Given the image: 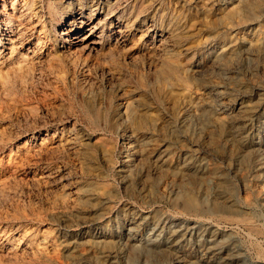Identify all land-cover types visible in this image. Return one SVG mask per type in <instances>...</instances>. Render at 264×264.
<instances>
[{
    "label": "rangeland",
    "instance_id": "1",
    "mask_svg": "<svg viewBox=\"0 0 264 264\" xmlns=\"http://www.w3.org/2000/svg\"><path fill=\"white\" fill-rule=\"evenodd\" d=\"M20 1L22 0H5L4 11H12L11 6L20 8L24 12L23 22L26 25L13 37L12 51L7 50L4 56H0V188L3 187L2 191L0 189V229L9 236L7 245H17L19 248L17 264H72L70 250L82 249L92 257L97 249L92 242L83 240L84 233L104 235V238H109L114 243V247L121 249V253L104 258L98 263L80 259L78 264H168L170 260L161 263L163 260L146 257L141 250L134 255V246L144 249L147 242L162 238L168 229L181 230L182 226H186L183 232L192 240H212L208 229H217L218 238L228 236V239L236 243L238 264H264V255L253 245L259 243L257 246L264 253V201L255 204L252 209L254 212L250 210L257 232L249 237L242 226L233 230L230 224L223 223L218 228L214 225L217 224L216 221L203 224L194 217L191 219L181 214L174 215L166 203L158 201L159 196L157 197L159 190H168L169 178L165 179L166 176L162 175L164 177L159 176V179L149 171H154L156 161L153 160L162 156L166 147L167 151L176 149L179 153L191 151L205 163V167L219 165L230 183L238 188V197L245 198V190L254 176V167L246 166L245 169V165L230 161L227 147L220 154L209 147V138L219 136L216 127L211 125L212 116L209 115L222 111L218 110V106L217 111L212 107L213 102L219 99H239L244 105L258 104L259 96L264 90L250 83L249 71L244 66L236 70L238 73L243 72V82L248 83L246 87L225 84L224 74L214 68L213 60L222 45H230L234 50L240 48L239 32L248 33L259 42L264 40L260 33L264 29V0H259L253 6L259 14L257 20L234 26H227L226 23L238 0H119V7L106 19L107 4L116 0H91L85 14L97 9L94 18L101 21L102 27L106 23L119 21L123 28L132 32L130 46L135 55L131 57L122 48L113 52L99 50L87 53L75 44L77 35L72 36L75 29L71 31L68 24L72 17L77 16V9L80 7L78 2L71 4L72 0H25L22 5ZM49 3L53 4L51 10L48 8ZM98 3H103L104 7L96 8ZM2 4L0 0V35L6 33V26L1 21ZM53 13L55 19L52 20L50 16ZM171 19L179 24L183 37L162 43L159 48L179 54L189 63L188 70L184 73L191 78V89L173 81L166 82L159 89L153 66L156 56L152 57V53L159 48H152L154 44H144L143 41L149 29L167 31L168 28L161 24L168 23ZM220 35L227 36V40L230 39L232 43H225ZM199 65L205 69V73H202L204 75L196 72ZM259 76V80L264 79V71ZM140 79L148 82L149 89L139 85ZM213 80L214 88L210 85ZM188 97L203 100L207 116L190 112ZM261 106L260 111H263L264 105ZM95 109H107L110 113L107 128L102 123L96 126L91 120L89 113H93ZM240 110V107L227 109L225 114L237 119L236 114ZM134 115H138L137 118ZM208 116L211 119L208 120ZM139 117L143 118L150 129L145 142L137 138L140 126L137 122L135 124L133 118L138 120ZM262 122V119L259 120V123ZM248 129L246 126L250 148L255 149L258 156H264V143L258 144L262 139L264 142V127L257 128L254 132ZM131 133L134 137L127 139L128 136L125 135ZM35 134L52 144L60 138L72 141L70 146L62 147L58 152L51 150L52 155L49 149L50 153L44 150L47 152L45 153L33 142L25 144ZM230 136L231 145L236 151L242 152L244 146ZM196 139L201 140L208 148L198 146ZM16 144L22 145L29 156L19 155L22 150L16 151ZM258 145L261 148L259 150ZM133 151H138L137 154L141 155L136 157L138 160L135 162H129L127 155ZM130 163H135L133 172L128 170ZM158 180L160 185L156 184ZM125 181H128L132 190L124 187ZM220 182V178L208 179L209 190L202 195L204 202L210 201L217 190H223ZM257 183L264 187V179ZM133 184H137L136 187ZM104 187L112 191V196L115 194L114 198L111 196L106 200L102 196L101 188ZM65 202L84 208L74 213L75 215L69 212L64 216H50V212L57 213L61 207L66 206ZM105 211L107 213L104 214ZM155 211L158 214L157 222H153L151 218L156 215ZM129 212H139L147 223L142 228L127 225L123 219L124 214ZM38 217L40 222L35 219ZM131 227L133 229L129 231ZM42 234L54 239L52 245L56 251L51 253L48 250V258L44 257V260L32 249L36 244L42 243ZM128 236L135 240L130 243ZM0 248V252H5L1 254V261H7L10 257L8 251L2 246ZM39 255L42 258L39 259ZM6 263L16 264L15 261Z\"/></svg>",
    "mask_w": 264,
    "mask_h": 264
},
{
    "label": "bare ground",
    "instance_id": "2",
    "mask_svg": "<svg viewBox=\"0 0 264 264\" xmlns=\"http://www.w3.org/2000/svg\"><path fill=\"white\" fill-rule=\"evenodd\" d=\"M227 1H229V0H227ZM258 1L259 0H238V4H236V5L234 4L233 10L228 16L227 23H226L227 26H234L237 24H239V25L240 24H246V23H251V22L257 20L259 14L253 9V6L257 5ZM2 2H3V4H2L3 10H1V13H2L1 21H2V25L6 26L4 28V31L6 33H4V34L2 33L1 34L2 36L0 35V56H4V54L7 50L12 51L13 41H14L13 37L15 36V34L18 33V31L23 30L25 25H26L23 22L24 12L20 8L11 6L13 9L12 11H6V10L4 11V9H6L5 8L6 2H5V0H2ZM24 2H26V1L22 0V1H20V4L23 5ZM76 2L79 3L80 7L77 9V16H74L71 18V21L69 22L68 27L71 28V31L73 29H75L74 32L72 33L74 35H72V36L77 35V37H76L77 43H75V44L78 45V47H80V49L84 50L87 53L88 52L90 53V52H95V51L97 52L99 50H105V51L107 50V52H109V51L113 52V50H119L122 48V49L126 50L125 52H126L127 56L131 57V56L135 55V52H133V50H132L133 49L132 46H130L132 43L131 41L133 39L132 32H129V30L127 28H123V25L119 21L118 22L112 21V22L106 23L102 27L101 21H96V19L94 18V12L97 11V9L96 10L92 9L91 10L92 12L87 13V14L84 13L85 10L89 9L87 4L89 2H91V0H72L70 3L73 4ZM118 2H119V0H116L113 2H109V4H107L108 12L105 14L104 19H106L111 14H113L114 11H116V8L119 7ZM14 3L15 2H13L12 5H14ZM102 5H103V3L100 5L98 3L96 8L104 7ZM48 8H50V10H51L53 8V4L49 3ZM53 15H54V13L52 14V16H50L52 20L55 19L54 18L55 16H53ZM157 21L158 20L156 19V23H157ZM164 22H166V21L164 20ZM161 25H162V27H164V26L167 27L168 30L167 31H163V29H161V30H155V29L147 30V32L145 33L146 38H144V40H143L144 44L152 43V44H154L152 48L158 49L160 47V45H162V43H166L167 41L168 42L174 41L175 39L177 40V39H180L181 37H183L181 34V31H180L179 24L176 21H173L171 19L168 21V23H165V24L162 23ZM80 33H81V35H79ZM260 33L263 34V36H264V29H262ZM20 34H22V33H20ZM220 37H221V40L225 41V43L230 44L231 41H230V39L227 40V38H228L227 36H225V35L221 36L220 35ZM238 38L241 41L240 48L238 50H234L230 47V45L229 46H227L226 44L222 45L220 48V52L218 53L217 57H214L215 59L213 60V66H214V68H217V70H219V72L221 74H224V83L225 84H240L243 87H246V85L248 83L246 84L243 82V79L245 80V77H243L241 74L243 72L238 73L236 70V68H238V67L241 68L242 66H244L249 71L248 79H249L250 83H252L256 87H259V88L264 90V79L259 80L260 72L264 71V40L259 42L258 39H256V38L254 39V37H251L248 33H243V32L238 33ZM147 54L149 55V53H147ZM106 55L108 57V53ZM153 56L154 57L156 56V59L153 60V62H154L153 66L155 69V75H156V79H157V87L159 89H161L165 85V83L168 81H173L175 83H182L186 87H188L189 89L192 88L191 78L189 76H187L186 73H184V71L188 70L187 65L189 63H187L183 58H181L179 56V54L170 53V52L164 50V48H159V50L152 53V57ZM240 56H241V59H239ZM104 57H106V56H104ZM229 63H231V64H229ZM204 70L205 69L201 65L196 67V72L198 74L205 73ZM119 75H120V73L118 74V76ZM202 75H204V74H202ZM207 82H209V81H207ZM214 83H215V81L213 80V82L212 81L210 82V85L213 87L212 84H214ZM139 85H141V87L144 89H149L148 82H146L142 79H140ZM144 96H146V95H144ZM259 97L260 98H259L258 104L256 102L254 104H246V105H244L243 101L240 102L239 99H229V98H227V99L223 98L222 100L219 99V100L213 102L212 107H215V109L217 111V109H218L217 106H218L219 107L218 110H222V111L216 112L214 115L208 114L209 116H212V119H211V117L209 118V116H208V120L209 119L212 120L213 124H211V125L215 126L216 131H218V133H219V136L218 137L216 136L217 138H215L213 136H211L209 138V140L211 139V143H209V147L216 149L214 151H217L218 154L223 153V150L225 152L226 147H227L228 157L230 158V161H236V162H238L239 165H245V169H246V166H252V168L254 167V169H253L254 170V176H253L252 180L250 179L251 183L249 186H247L248 188H246V190L244 189L246 192V196L244 199L242 197H241L242 199L240 197H238V195H237V189L238 188L236 189V186L233 185L232 183H230L231 181H229L227 179L226 173L223 172V170L221 169V167L219 165L216 164V165H210L209 167H205V163L202 160H199L195 156V154L192 153L191 151H185L183 153H179V151H177L176 149H175V151H174V149L167 151V149H166L167 147H166L163 151L161 150L163 152V154L161 153L162 156H158L156 158V160H153V161H156V168H154V171H151V169H149V171L153 172L154 174L153 173L152 174L157 176L158 178H159V176L162 177V175L166 176L165 179L167 177L169 178V180H168L169 181V188H168V190L167 189L159 190L160 191L159 195H157V197L159 196L158 201L166 203V205L170 209L169 211L174 213V215L175 214L176 215L181 214V215H185L186 217H191V219H192V217H194L197 220H200L201 222H203V224H205L204 222L213 223V221H216L217 224H214V225L218 226V228H221L220 225H222L223 223L230 224L232 226L233 230L236 227L238 228L239 226H242L247 231V234L249 237L257 232V230L255 229L256 227L253 224L254 223L253 217L251 216L250 210L254 209V206H255V204H257V202L264 201V187L262 185H260L259 183H257L260 180L264 179V156H261V157L258 156L257 155L258 153L256 152V150L255 149L252 150L250 148V142H249V138H248V133L246 132V126L249 127L248 130H250L251 132H254V130H258L257 128L264 127V110L260 111V109L262 108L261 105L262 104L264 105V93ZM205 100H207L208 102L211 101L210 99H205ZM111 102H112V100H110V103ZM187 104H188V108H189L190 112L197 113L200 115L201 114H203V115L207 114L205 112L207 110L205 109L206 107H205V103L203 102V100H201L199 98L194 99L193 97H188L187 98ZM208 104H210V103H208ZM238 107H240L241 110L239 111L238 114H236V115H238L237 119L229 118V116H227L225 114V110L235 109ZM109 115H110V113L108 112L107 109H105L104 111L101 109H95L93 113H89L91 120L96 124V126H98L100 123H102L104 125V127H106V128H107V126H109L108 125L109 119H110ZM134 116H136V118H137L138 115H134ZM143 116L145 117V115H143ZM256 116H258V117H256ZM136 118H133V119H135L134 120L135 124L137 122L140 126L138 129L139 133L137 135V138L139 140H141V142H145L146 140H148L146 135L148 134L150 129L147 126V124L143 122V118L139 117L138 120H136ZM261 119L263 120V122L259 123V120H261ZM147 123H149V122L147 121ZM133 124H134V122H133ZM152 127H151V129H152ZM134 128H136V127H133V129ZM212 134H214V132L211 133V135ZM229 135H231L234 140H236L237 142H239L240 144H242L244 146L243 147L244 149L242 152H238L234 149V147L229 142ZM125 136H128V137H126L128 139L132 136L134 137V134L131 133L130 135H125ZM30 137L31 138L29 140H26V142H25L26 145L28 143L33 142L36 144V146L39 147L40 150H42V151L47 150L48 151V149H49L50 152H51V150H52V152H54L56 150L58 152V150L60 148L70 146V143H71L70 141H72V140H68V139L63 140L62 138H60L57 142L55 141V144H52V143L47 142V139L42 137L41 135L35 134V135L30 136ZM134 140H135V138H134ZM262 140L260 141V143H258L259 145H262L264 143V142H262ZM195 143L202 148H208V146L205 147L206 145H204V143H202L201 140H199V139H196ZM124 144H126V146L129 147V145L127 143H124ZM259 145H258V150L261 149L259 147ZM138 150L140 151V149H138ZM16 151H18V152L21 151L18 154L21 155L22 157H28L29 156V153L27 152V150L23 149L22 145H20V146L17 145ZM42 151H41V153H42ZM110 151H111V149H110ZM44 152L47 153L46 151H44ZM137 152L138 151H133L129 155H127L129 158L127 161H129V162L134 161L135 162L136 160H138V158H136V157L141 155V153L138 155ZM52 155H53V153H52ZM226 159H228V158H226ZM133 164H135V163L128 164V168H129L128 170H130L131 172L134 171ZM144 165H145V163H144ZM153 165L155 166V164H153ZM151 168H153V166ZM141 169H142V167H141ZM146 171L144 170V172H146ZM133 176H135V175H133ZM155 176H153V177H155ZM128 177L130 178V176H128ZM153 177H150V179ZM247 177H248V175H247ZM131 178H133V177H131ZM209 178H220V180H221L220 183H222L221 187L223 188V190H217L216 193H214V196L212 197V199L210 201L204 202L202 199V195L206 194L209 190V186H208V179ZM159 179H161V178H159ZM134 181H135V179H134ZM134 181H133V183H134ZM248 183L246 185H248ZM156 184L160 185L159 180L156 181ZM124 185H125L124 187L127 189H129L131 186L128 183V181H125ZM136 185H134V186L136 187ZM1 186H3V184H1ZM99 187H101V185ZM163 187H165V186H163ZM1 188L3 189V187H1ZM4 188H6V187H4ZM92 188H93V185H92ZM102 188H101L102 196L105 197L107 200L108 197L112 196V191L109 189H106V187H104V189H102ZM2 189H1V191H2ZM97 189H99V188H97ZM130 190H132V188H130ZM133 193H135V192L133 191ZM91 194H93V193H91ZM114 195L115 194L113 193V196H112L113 198H114ZM99 202H100V199H99ZM134 202H136V201H134ZM156 203H157V201H156ZM103 204H104V202H103ZM63 205H64V203H63ZM77 205H79V204H77ZM82 208H84V207H82ZM82 208H80L79 206H76L75 204L71 205L69 203L66 206L64 205L63 207H61V210L57 212L58 214L56 212H50V216L51 215L52 216L59 215V214L64 216V214H66V213L68 214L69 212L71 214L72 213L74 214V213H78L80 211V209H82ZM94 208L96 209V207H94ZM102 208H104V207H102ZM105 210H107V209H105ZM81 212H83V211H81ZM156 212L157 211H155V213ZM105 213H107V212L105 211L104 214ZM108 214H106V215H108ZM124 215H125V219H123V220H125L127 222V225H129V226L135 225V227L142 228L144 226V224L147 223L145 221L146 218H142V216L139 214V212H129V213L124 214ZM39 218L40 217L35 218V219L38 220ZM97 218H99V217H97ZM151 218L153 219V222H155L156 219L158 218V214L156 213V215H153ZM37 220H35V222L41 221V220H38V221ZM90 220H88V221H90ZM99 220H101V219H99ZM96 221L97 220L95 219V223H96ZM82 222H84V221H82ZM85 223H86V221L84 222V224ZM87 223L89 224V222H87ZM42 224H43V222H42ZM25 229H27V228H25ZM132 229H133L132 227L129 228V231H132ZM185 229H186V226H182L181 230L168 229L162 238H159L158 240H153L152 242L151 241L147 242L148 245H144V247H145L144 249L141 247H140L141 249L137 248L136 246L133 245L135 247L133 250L134 255H135V253H139L141 250V251H144L146 257L149 256V258L154 257L155 259L159 258L160 260H163V261H161V263H164V262L166 263L170 260L168 262V264H233V263L238 264L239 263L238 262L239 253L235 247L236 243L233 240L228 239L227 238L228 236L225 237L224 239L218 238L217 235L219 233L217 232V229H208V234L213 238L212 240L211 239L202 240L199 238L192 240L191 237L186 236V234L184 233ZM183 230H184V232H183ZM258 232H260V230ZM101 233H103V231ZM115 235H117V234H115ZM33 236L35 237V235H33ZM103 236L98 235V234L97 235H87L84 233L82 236L83 240L92 242L93 247L97 250H94L95 254L92 255V257L88 256L84 251H82V249L80 251H75V250H73V251L70 250V252L68 251L70 256H71L72 264H75L76 262L78 264V262H80L83 259L84 260L89 259L95 263H98L99 261H101L104 258H110L111 255H120L121 249L118 247H114V243L109 238H108L109 239L108 240V239H106V237L104 238ZM229 236H230V234H229ZM23 237H24V235H23ZM18 239H20V238H18ZM40 239H41L42 243L36 244L32 249H34L33 251H35L37 254H40L44 260V257L48 258V256H47L48 250L52 251L51 253L56 252L55 249H53V245H52V241L54 239L51 240V238L47 234L40 235ZM8 240H9L8 234H5L4 231H2L0 229V247L1 246L4 247L6 252L8 251V255L10 256V257L7 256V257H9L7 261H5V260L1 261V259H0V264H5L6 262H11V261L12 262L15 261V263L17 264L18 261H16V260L19 258L18 253H20L19 248L17 247V245H11V246L7 245L9 242ZM133 240H135L134 237L128 238V241L130 243ZM247 240H249V239H247ZM113 241H115V240H113ZM28 242H30V241H28ZM23 245L24 244H22V246ZM253 245H254L255 249H257L260 252V254L264 255V253L260 250V248L257 245H255V244H253ZM83 246H85V245H83ZM90 247H91V245H90ZM2 253L5 254V252H0V257H1ZM260 254L258 256L261 257ZM40 255H39V259L41 257ZM4 259H6V258H4ZM262 260H263V258H262ZM3 261H5V262H3ZM52 262H53V260H52ZM12 264H14V263H12Z\"/></svg>",
    "mask_w": 264,
    "mask_h": 264
}]
</instances>
